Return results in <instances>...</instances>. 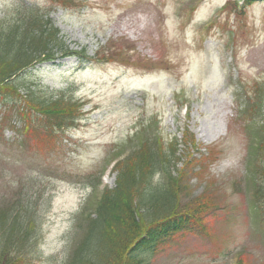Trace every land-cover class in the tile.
I'll return each mask as SVG.
<instances>
[{
  "label": "rangeland",
  "instance_id": "374dc122",
  "mask_svg": "<svg viewBox=\"0 0 264 264\" xmlns=\"http://www.w3.org/2000/svg\"><path fill=\"white\" fill-rule=\"evenodd\" d=\"M22 2L49 12L69 49L83 48L93 59L80 67L75 57L56 54L55 63L21 74L50 90L70 86L85 101L78 125L54 149L24 142L7 124L0 131V207L22 200L41 218L29 264L63 263L95 187L113 186L114 148L151 118L165 139L180 140L185 129L194 135L202 152L189 195L210 189L218 206L159 245L150 264H234L240 257L264 264L238 112L258 90L257 120L264 123V89L255 87L264 84V0L243 12L244 0H0V20ZM105 56L107 62L94 59Z\"/></svg>",
  "mask_w": 264,
  "mask_h": 264
},
{
  "label": "trees",
  "instance_id": "16d2710c",
  "mask_svg": "<svg viewBox=\"0 0 264 264\" xmlns=\"http://www.w3.org/2000/svg\"><path fill=\"white\" fill-rule=\"evenodd\" d=\"M68 0H50L51 5ZM258 0H244L241 12ZM56 54L75 55L78 63L91 61L83 48L69 49L49 12L37 5L18 4L0 20V131L7 127L24 142L50 151L60 135L76 126L84 101L62 90L43 88L21 76L28 68L52 61ZM107 62L105 57L94 58ZM257 83V84H256ZM262 90L264 84L256 82ZM263 93L247 95L239 114L247 137L246 159L253 227L264 235V123L259 117ZM138 126L114 148L113 186H104L84 206L76 238L62 264H150L159 245L195 227L201 214L218 206L207 189L191 197L189 183L198 157V143L185 129L181 139H165L154 118ZM181 143L182 148H178ZM179 149V150H178ZM103 166L102 168H104ZM93 193V190H92ZM186 199L185 202L183 199ZM16 201L0 207V264H29L40 239V216ZM234 264H247L242 257Z\"/></svg>",
  "mask_w": 264,
  "mask_h": 264
}]
</instances>
